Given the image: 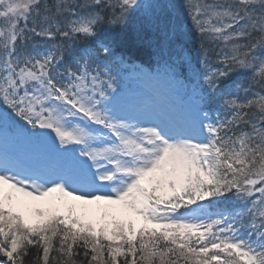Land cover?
Listing matches in <instances>:
<instances>
[{
    "label": "snow or ice",
    "instance_id": "obj_1",
    "mask_svg": "<svg viewBox=\"0 0 264 264\" xmlns=\"http://www.w3.org/2000/svg\"><path fill=\"white\" fill-rule=\"evenodd\" d=\"M147 29L179 61L146 76L164 112L118 79ZM236 69L260 91L221 89ZM0 105L28 146L0 152V264H264V0H0Z\"/></svg>",
    "mask_w": 264,
    "mask_h": 264
},
{
    "label": "trees",
    "instance_id": "obj_2",
    "mask_svg": "<svg viewBox=\"0 0 264 264\" xmlns=\"http://www.w3.org/2000/svg\"><path fill=\"white\" fill-rule=\"evenodd\" d=\"M177 3L181 2V0H176ZM137 29H139V24L136 25ZM191 28V21H187L185 24V29H190ZM123 35V40L121 43L118 45V54L123 55L124 57L127 58V60L131 59H139L145 64H151L153 61L155 62V58L158 56L156 55L157 48L156 45L159 42L162 49H170L167 46V43L162 39V37H158L155 34L154 30L147 29L143 32L140 33L141 36H143V39L137 38L136 33L132 32H125L122 34ZM78 42L77 44H79ZM200 46V40L198 37L195 36L194 30H192V33L190 36H187L184 38L183 41V47L185 48V54L189 55L190 53L188 52L189 49L195 47L199 48ZM69 51L74 50V46L72 43H69ZM175 50V56L176 55V49L175 46L172 48ZM219 50V47H217V51ZM227 51V49H225ZM213 66H219L220 62L216 57H213L212 60ZM251 73L246 71V70H239L236 69L232 71L227 78L222 80L221 82V89H224L225 87H232L234 84H240L244 88H249V85H251V92H257L260 91V88L257 84L253 83L251 81ZM241 96H243V93H241ZM211 110H216L220 109V115L223 118L225 115L224 109L221 104L217 102H213V104L210 106ZM33 252V250H32ZM36 254H31L25 261V264H32V261L34 259ZM2 258V257H0ZM83 257H78V264L79 260H82Z\"/></svg>",
    "mask_w": 264,
    "mask_h": 264
},
{
    "label": "rangeland",
    "instance_id": "obj_3",
    "mask_svg": "<svg viewBox=\"0 0 264 264\" xmlns=\"http://www.w3.org/2000/svg\"><path fill=\"white\" fill-rule=\"evenodd\" d=\"M144 89V88H143ZM168 96H172L171 92L167 93Z\"/></svg>",
    "mask_w": 264,
    "mask_h": 264
}]
</instances>
